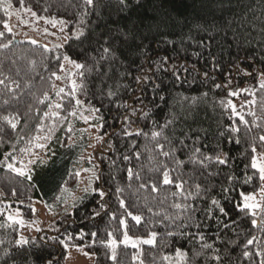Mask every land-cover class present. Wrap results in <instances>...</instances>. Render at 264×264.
Returning a JSON list of instances; mask_svg holds the SVG:
<instances>
[{"label": "trees", "instance_id": "obj_1", "mask_svg": "<svg viewBox=\"0 0 264 264\" xmlns=\"http://www.w3.org/2000/svg\"><path fill=\"white\" fill-rule=\"evenodd\" d=\"M8 4L61 19L70 35H84L60 49L17 39L4 28ZM133 22L144 49L116 43V56L101 60L104 38ZM0 32V205L20 208L30 220L35 200L65 202L66 191L77 188L75 165L90 139L79 116L84 106L94 111L89 123L101 138L85 162L94 177L83 182L76 205L57 201L60 212L27 245H16L18 224L0 216V264H66L68 246L92 254V264H264V192L260 208L239 210L241 193L256 195L264 185L250 167L252 155L264 156V0H96L91 9L84 0H0ZM60 53L85 65L75 73V91L55 89ZM145 73L149 79L137 86L134 77ZM240 89L239 103L250 100L236 108L238 116L229 93ZM158 143L173 155L163 156ZM217 154L228 163L204 160ZM164 171L176 183L187 181L183 190L163 184ZM152 233L153 244L123 242L125 235L148 240Z\"/></svg>", "mask_w": 264, "mask_h": 264}, {"label": "rangeland", "instance_id": "obj_2", "mask_svg": "<svg viewBox=\"0 0 264 264\" xmlns=\"http://www.w3.org/2000/svg\"><path fill=\"white\" fill-rule=\"evenodd\" d=\"M3 3H1V6ZM5 6V5H4ZM7 7V6H5ZM9 20L7 21L9 27L12 29L11 33L17 38L33 43L42 44L48 48L60 49L63 48L66 42L71 37H77L79 34V30H75L71 35L67 32V23L61 19H54L50 17H40L36 15L33 11H29V9H19V8H8L7 10ZM62 67L59 74L56 75L55 89L60 90L63 89L66 85H69L73 88V82H75V73L77 68L73 63H70L69 60L64 59V54L60 53ZM72 61V60H71ZM77 63V62H76ZM59 77V78H58ZM76 83V82H75ZM244 92V89L239 90ZM249 89L246 90L248 92ZM239 95L233 96L231 100L232 105L235 106V114L240 115L241 111H237L236 108L239 105L246 104L250 99L241 100V104L239 103ZM94 113V111H92ZM92 112L88 111V107L84 106L83 111L80 110L79 116L82 120L87 124L89 131V145L86 149L87 153L80 158L79 165L76 166V170L79 173L78 179L79 183L76 189H68L64 195V201L57 199V201H61V204H69L71 208L76 205V202L82 196V185L83 182H89L94 177V173L92 170V165L86 166V160H90V155L93 152V146L99 147L101 142V138L97 135V125L95 123H89L92 121V117L94 116ZM89 124V125H88ZM90 126V129H89ZM92 146V147H91ZM259 158V156H257ZM91 161V160H90ZM89 161V162H90ZM27 162H25L26 164ZM263 192L261 188L254 195L255 202L259 204L261 200ZM57 201L47 203L43 200H35L32 204L33 207V217L30 220H26L20 208H10L7 205H0V216H4L10 222L16 223L19 226V238L23 237L27 239L29 236L36 235L38 232L46 230L49 224L52 222L53 218H55L56 211L61 210V205L57 204ZM66 204V205H67ZM58 205V206H57ZM71 210V209H70ZM11 217V219H9ZM129 241L127 242L130 246H137L142 243L144 240L140 238H131L128 237ZM123 242L125 243V237L123 238ZM93 255L87 253L82 247L78 246H68L66 264H92Z\"/></svg>", "mask_w": 264, "mask_h": 264}, {"label": "snow or ice", "instance_id": "obj_3", "mask_svg": "<svg viewBox=\"0 0 264 264\" xmlns=\"http://www.w3.org/2000/svg\"><path fill=\"white\" fill-rule=\"evenodd\" d=\"M138 2H139V0H137V3ZM20 3H21V5H23V0H20ZM84 4L88 8L91 9V8L95 7L96 0H84ZM120 4L121 5H126L127 4V0H120ZM11 7H12V5L8 4L7 7L5 8V11L7 12L8 8H11ZM29 11H31V10L29 9ZM138 27H139V25H137L135 22H133L132 28H130L128 30L117 28L116 30H114L112 35H109V36L105 37L104 40H103V44H102V52L104 53V55L101 56L100 59L101 60H107L109 57H115L116 56L115 44L116 43H120V42H123V44L130 45V46L134 44L137 51H140V50L144 49L145 46H144V44L142 42L141 43H136L138 35H137V32L134 31V29H136ZM148 27H149V29H151L152 25H148ZM156 27L159 28V24H157ZM4 28L7 29L9 32H11V30H12L9 27L7 22H4ZM2 35H3V33L0 32V36H2ZM83 35H84V32L80 31L78 36H77V39H79ZM64 59L65 60H69L70 63H73L77 69H81V68L85 67V65H83V64L76 63L75 61H71L68 56H65ZM164 59H165V61H167L168 58L165 57ZM148 79H149V77L147 76L146 73L144 75H137V76L134 77V80H135L137 86H140L141 84L145 83V81H147ZM0 83H3V81H0ZM76 87H77L76 83L73 82V91H75ZM81 87H82V85H81ZM155 87L159 88V85H155ZM216 87L219 88V87H221V85H216ZM260 87L264 88V82L261 83ZM62 91H63V89H61V92ZM229 94L232 95V96L239 95V93L235 92V91L230 92ZM108 95L111 96V95H114V93L112 91H109ZM161 99H163V97H161ZM81 103L82 102L79 99L76 100V104L77 105H79ZM229 103H231V102H229ZM127 104H128V102L126 101L125 105H127ZM56 107L59 108V107H61V105L58 104V105H56ZM232 110L235 113V106L234 105H232ZM95 111H99V110L96 109ZM71 114L75 115L74 112L71 113ZM145 115H147V113H145ZM5 119L8 120L7 117H5ZM126 119H127V117H126ZM240 120L242 122H244L245 124H247V121H244L243 116H240ZM8 123L11 124V127L13 129H15V127H16L15 123H13L11 120H8ZM171 123H172V121L169 120L164 125L160 126V128H161L160 131H153L151 133L152 138L153 139H157L158 137L162 136L163 135V130L165 128H167ZM69 131H71V128H69ZM231 132L238 133L239 132V128L233 127V128H231ZM137 134H139V133H137ZM165 139L167 140V137H165ZM259 139H260L261 142H264V136L259 137ZM236 143L237 144L240 143L239 138L236 139ZM157 147L160 149L161 154L163 156H165V157H171L173 155L174 150H175V149H172L170 151H165L164 150V145L163 144H159V143L157 144ZM251 151H252V153H256V147L254 145L252 146ZM193 152H194V154L195 153H199L200 152V148H194ZM138 157H139V153H137V158ZM124 159L127 160V159H129V157L125 156ZM213 159L215 160L216 163H219V164L228 163V158L224 154H217L215 157L204 156V160H213ZM177 163H181V162L177 161ZM200 163L203 164V161H200ZM8 167L10 169H12L13 171H17L20 175H24L23 171H21L19 169H16L12 164H9ZM250 167L258 172L259 180L264 182V156L258 158L256 155H252L251 159H250ZM77 175H79V173H77ZM133 175H134L133 171L131 169H129L128 170L129 178H131ZM136 175H138V174H136ZM229 179H232V178L229 177ZM249 179H251V177ZM162 182L165 185L176 183L175 179L170 176L168 171H164L162 173ZM185 183H187V181H181L180 183H176V187L181 189V190H183V187H184ZM196 189H197V191H199V189H200V185L199 184L196 185ZM87 190L88 189L86 188L85 191H87ZM152 190L153 191H157L158 188L155 185H153L152 186ZM117 191H120V189H117ZM224 191H227V189H224ZM261 191L264 192V185L261 186ZM99 195L101 197H103V196L106 195V193L103 192V191H100ZM241 196L243 197V205H242V208H240L239 210H241V211H243L244 209L254 210V209H257V208L261 207L259 204L255 203V202H252V201L255 200L254 195H251V194L245 195L244 193H241ZM212 203L214 205H217V207H219V211L221 213H224L225 215L227 214L225 208L222 207V206H219V202L217 200L214 199L212 201ZM120 206L121 207H125V202L123 200L120 201ZM175 206L177 208L181 207L180 204H177ZM102 207H103V205H102ZM251 214L253 216H255L256 213H255V211H252ZM97 215H99V213H97ZM128 215H130L132 217V219L136 222V224H139L141 222V219H142L141 216L132 215V213H130V212L128 213ZM9 219H11V217H9ZM121 223H124V221H121ZM251 223H252L253 227L257 226V220L256 219H252ZM92 235L95 236L96 233H92ZM155 235H156L155 233H152V238L148 239V240H144L143 243H145V244H153L154 240H155ZM255 239H256L255 237H253L252 239H249L247 241V244H249V245L252 244L255 241ZM128 241H129V238H128L127 235H125V243H127ZM28 243H29V241L27 239L23 238V237H21L20 239H18L16 241V245L17 246L27 245ZM61 243H63V241H61ZM64 246L67 248L66 244ZM205 247H211V246L210 245H205ZM176 254L181 259H183L184 256H185V254L182 253L179 250H177ZM244 255L248 256L249 253L245 252ZM113 259H115V256H113ZM216 259L219 260L220 257L217 256Z\"/></svg>", "mask_w": 264, "mask_h": 264}]
</instances>
